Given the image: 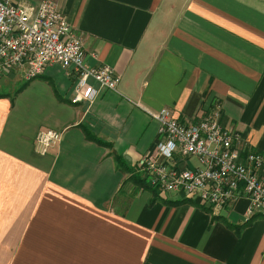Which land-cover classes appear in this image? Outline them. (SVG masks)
<instances>
[{
    "label": "crops",
    "instance_id": "crops-1",
    "mask_svg": "<svg viewBox=\"0 0 264 264\" xmlns=\"http://www.w3.org/2000/svg\"><path fill=\"white\" fill-rule=\"evenodd\" d=\"M51 1L87 63L121 81L74 103L60 64L0 79V264H264V214L242 227L246 198L214 213L131 179L161 139L149 110L164 107L194 122L220 104L223 126L264 153V0ZM47 129L62 138L41 154Z\"/></svg>",
    "mask_w": 264,
    "mask_h": 264
},
{
    "label": "built area",
    "instance_id": "built-area-1",
    "mask_svg": "<svg viewBox=\"0 0 264 264\" xmlns=\"http://www.w3.org/2000/svg\"><path fill=\"white\" fill-rule=\"evenodd\" d=\"M60 64L76 81L72 101H93L99 89L116 90L121 76L103 65L87 63L84 39L51 0L38 3L0 0V79L25 70L31 80L46 66ZM159 122L161 139L137 165L143 179L161 193H176L220 213L237 199L248 200L249 216L264 214V153L248 150L242 136L222 124L220 104L194 122L174 116L166 107L149 110ZM62 131L47 129L36 149L48 153ZM196 158L198 164L187 162Z\"/></svg>",
    "mask_w": 264,
    "mask_h": 264
},
{
    "label": "trees",
    "instance_id": "trees-1",
    "mask_svg": "<svg viewBox=\"0 0 264 264\" xmlns=\"http://www.w3.org/2000/svg\"><path fill=\"white\" fill-rule=\"evenodd\" d=\"M86 134L92 140H95V141H97V142H99L101 144H105L107 146L110 145V143L104 142L103 140L97 138L92 132H90L88 130H86ZM115 159H116V162H117V164H118V166L120 168L124 169L125 171L130 170L126 165H124V158L122 156H119L118 154H115ZM139 177L141 179H137L138 185L139 186H142L145 189H149L150 191H152L153 190L152 187H150L149 184L146 185V183H144L145 180L143 179V177L141 175ZM184 201H187V200L186 199L180 200V201L176 200V201H170L168 203L169 204H180L181 202H184ZM258 216H261V215L257 213L255 215L250 216L249 219L245 222V224L242 227L251 224ZM218 218L221 219V220H223L224 222H227L226 219H224L223 217H218ZM227 224L231 226L230 223H227Z\"/></svg>",
    "mask_w": 264,
    "mask_h": 264
},
{
    "label": "rangeland",
    "instance_id": "rangeland-1",
    "mask_svg": "<svg viewBox=\"0 0 264 264\" xmlns=\"http://www.w3.org/2000/svg\"><path fill=\"white\" fill-rule=\"evenodd\" d=\"M136 171H133V173H131V179H132V181L136 184V185H138V183H137V179H141L139 176L141 175L140 174V172H138V170H137V167H136V169H135ZM144 183H146V185H148V183L146 182V181H144ZM142 187V186H141ZM151 187V186H150ZM152 191L151 192H153L154 193V195H157V196H160V195H162L163 193H161L159 190H157V189H155V188H153L152 187Z\"/></svg>",
    "mask_w": 264,
    "mask_h": 264
}]
</instances>
